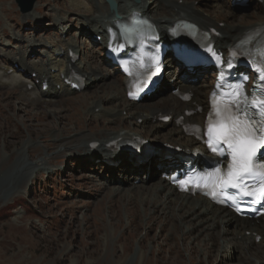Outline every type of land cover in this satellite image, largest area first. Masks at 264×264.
Returning a JSON list of instances; mask_svg holds the SVG:
<instances>
[{"label":"rangeland","instance_id":"obj_1","mask_svg":"<svg viewBox=\"0 0 264 264\" xmlns=\"http://www.w3.org/2000/svg\"><path fill=\"white\" fill-rule=\"evenodd\" d=\"M79 1L87 5L86 0ZM194 1L220 21L239 25L264 19V11L253 0L243 5H233L231 0ZM73 2L80 3L37 0L31 12L22 13L17 0H0V49L17 54L25 46L22 38L68 41L74 33L79 36L77 12L70 10ZM182 3L180 0L179 4ZM218 4H222L220 10L215 6ZM29 13L33 16L27 17ZM55 15L70 19L63 37L51 36L52 32H58L49 25ZM15 34L21 38H13ZM6 41L11 45L4 46ZM87 43L90 50L82 51V59L111 74L84 93L72 94L73 99L58 98L50 103L37 92L25 98L11 88L0 89V264H264L263 255L248 256L241 247L223 250L222 240L217 236L208 240L203 227L184 239L181 232L188 223H178L169 210H161L162 199L154 200L149 194L164 172L162 168L154 165L156 171L147 175L143 184L139 178L116 186L114 177L118 179L122 172L111 177L101 161L93 163L81 158L82 134L102 138L123 125L91 118L87 111L89 104L100 98L106 104L105 109L118 105L115 99L107 97L115 92L121 78L106 62L101 43L94 38ZM78 47L82 48V44ZM36 56L28 57L27 61ZM1 64H5L2 58ZM15 70L19 72L18 67ZM167 72H173L175 77L182 75L175 63H167ZM11 74L12 70L8 72ZM193 75L199 85L205 81L213 84V74L208 70ZM158 102L159 98L154 96L142 105ZM128 114L122 112L124 118ZM122 123L131 127L128 121ZM171 123L160 128L158 135H154L156 138L152 137L151 129L146 131L156 122L142 126L137 130L146 137L140 139L153 147L177 146L168 143L166 136ZM26 143L30 144L24 148ZM127 154L129 158L124 157L118 163L124 166L122 171H126L132 155ZM24 162L34 166L43 163L48 170L37 169L33 178L15 179ZM118 187L121 191L117 195L114 189ZM218 231L219 228L215 234Z\"/></svg>","mask_w":264,"mask_h":264},{"label":"bare ground","instance_id":"obj_2","mask_svg":"<svg viewBox=\"0 0 264 264\" xmlns=\"http://www.w3.org/2000/svg\"><path fill=\"white\" fill-rule=\"evenodd\" d=\"M86 1L87 5H83L84 2L81 3L79 0L78 2L80 3H74V1L70 8V10L77 12L75 13L78 17L75 20L80 29L79 36L76 37L77 34L74 33L73 38L68 41H64L62 38H55L54 41L49 39L22 38L25 46L21 48L17 54L11 51L8 52L4 48L0 49V58L4 59L5 63L0 65V89L11 88L19 91L25 98L27 94H34L37 92L40 98L53 103L58 98L71 100L73 99V97H71L72 94L77 93H72V88L66 83L72 72L80 74L85 79V89L83 93L87 91L90 86L96 84L99 79L102 82L111 74L109 72H103L100 66L95 67L83 60L80 56L82 51L90 50L89 44L87 43L88 39L100 37L103 42V45H101L102 53H105L106 46L109 43L116 45L119 42L117 34H111V28L115 30V18L105 1ZM115 1L118 4V13L121 15L122 20H125L135 13L147 17L158 27L162 39L170 43H172V41L169 39L168 30L175 22L180 20L189 21L206 31L213 29L218 32L219 36L215 38V47L221 51H225L227 48L234 46L247 32L264 26V19L261 18L249 24L239 23V25L230 21H220L215 15H211L199 6H196L194 0H183V5L179 4L180 0H140L139 4H135L133 0ZM253 1L263 12L264 0ZM234 3L237 4L238 0H235ZM215 6L218 10L222 8V4ZM35 9H38V5ZM26 16L30 17L33 16V14L29 13ZM37 20L40 19L37 18ZM68 22H70V19L67 17L55 15L49 25L57 28L58 32H52L51 36L58 35V37H63L66 34L65 30L68 27ZM12 37L16 38V40L21 38L17 34ZM4 44V46H8L11 45V42L6 41ZM79 44H82V48L80 49L78 47ZM70 52L79 56V61L74 62L70 56ZM32 55H37L36 59L33 58V61H27V58ZM167 61L173 63L171 55L168 57ZM106 62L109 63V60L107 59ZM16 67H18L19 72L15 70ZM10 70H12V74L8 75ZM181 71L183 70L180 69V72ZM168 77L173 78L175 74L170 72ZM5 78H7V80H5ZM195 79V76H189L185 72L176 78L175 86L179 87L181 93H194L190 103L185 104L180 102V100L172 94L171 89L163 88L156 94L159 98L158 103L142 105L141 103H130L127 101L126 82L124 78H120L115 92L107 97L109 99H115L118 105L112 109H105L104 106L106 104H103L104 100L100 98L93 100L89 104L87 111L90 112L91 118H104L109 122H120L123 125H120L119 130L110 131L102 138L93 139L91 136L89 137L88 135L82 134V143L80 147L83 152L81 158L93 163L101 161L103 167L107 168L111 177L113 174H117V172H122L123 174H120L118 179L114 177L113 183L116 186H119V183L122 181H129L132 179L133 181H137L139 178L140 181L142 179L143 184L147 175H152L156 171L154 169L155 164L156 167L163 168L164 172H169L168 174H172L175 170L180 169L182 166H180L179 158H169L159 152L137 160L131 157L126 165L127 167H125L126 171L124 169V171H122L124 166L120 168L116 166H118V161L122 158H129L128 154L122 150V146L128 142H135L137 139L144 137L143 134L140 133L141 131L139 132L137 130L142 128V126L156 122L155 125L146 130L148 131L151 129V131H153L152 137H155L158 135L160 128L166 127L165 124L159 121L162 116H173L175 119L183 116L185 123H199L202 121L204 113L188 117L185 115V111L195 110L198 106L205 108L203 94L207 93V98L214 83L210 85L209 82L205 81L199 85L198 82L196 83ZM44 85H48L47 90H44ZM39 99L38 101L41 100ZM27 101L30 102L29 100ZM97 110L98 113H96ZM124 111H128L129 113L125 118L122 116V112ZM125 121L129 122V125H131L130 128H126L124 125L125 123H122ZM170 126L171 130L166 135L168 137V143H176L177 146L183 148L182 151L185 152L183 153L184 155L187 154V151L190 153L191 151H196L200 147V143L195 139L184 138L185 132L183 128L177 127L175 122H172ZM114 142H118L121 146L120 150L117 151L115 147H111V144ZM94 143L99 144L96 149L93 148ZM29 144L30 143H26L24 148L28 147ZM37 169H42L43 171L48 170L43 163L34 166V164L28 162L25 165L24 162L23 168L18 170L14 177L15 179H19V177L33 178ZM25 170L28 171L25 172ZM128 174H130L129 178H127ZM141 175L144 176L141 177ZM110 183H112V180ZM120 191V187L114 189L116 194ZM149 194L154 200L160 201V199H162L161 210H169L170 213L176 217L178 223H181V225L188 223L189 226H184V231L181 232L184 239H186L189 233L191 234V232H194L199 227H203L202 229L208 232V240H212L216 236L222 240L223 250L231 246H238L241 247L244 253L247 252L248 254H245L248 256H264V218L259 223L238 219L231 212L215 207L202 197H193L188 194L177 193L172 186L161 179L155 182ZM217 228H219V233L216 232L215 234ZM258 237L261 238L260 241H257ZM141 245L140 241L139 246L141 247ZM137 253L138 251L135 252L131 260L134 259ZM141 254L144 255L143 252Z\"/></svg>","mask_w":264,"mask_h":264},{"label":"snow or ice","instance_id":"obj_3","mask_svg":"<svg viewBox=\"0 0 264 264\" xmlns=\"http://www.w3.org/2000/svg\"><path fill=\"white\" fill-rule=\"evenodd\" d=\"M264 103V101H262ZM229 123H222L216 129L217 143H223L231 150L234 161V169H230L229 181L232 178L239 177L240 173L249 171V163L253 156H256L257 149L264 145V131L260 136L256 135L259 128H250L246 123L229 117ZM215 151V148H213ZM264 158V152L260 153L258 159ZM218 171V170H217ZM229 181H226L229 182ZM236 187V185H233Z\"/></svg>","mask_w":264,"mask_h":264},{"label":"water","instance_id":"obj_4","mask_svg":"<svg viewBox=\"0 0 264 264\" xmlns=\"http://www.w3.org/2000/svg\"><path fill=\"white\" fill-rule=\"evenodd\" d=\"M37 0H17V4L21 9L22 13L30 12ZM109 6V9L115 14L116 18H120L118 14V5L115 0H105Z\"/></svg>","mask_w":264,"mask_h":264}]
</instances>
